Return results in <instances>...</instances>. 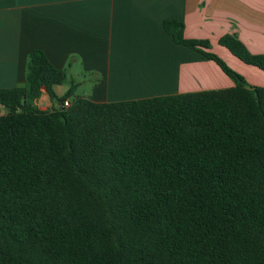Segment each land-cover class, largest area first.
Instances as JSON below:
<instances>
[{"label": "trees", "instance_id": "1", "mask_svg": "<svg viewBox=\"0 0 264 264\" xmlns=\"http://www.w3.org/2000/svg\"><path fill=\"white\" fill-rule=\"evenodd\" d=\"M163 27L234 86L98 103L34 50L0 89V264H264V87ZM218 44L264 72L235 35Z\"/></svg>", "mask_w": 264, "mask_h": 264}, {"label": "crops", "instance_id": "2", "mask_svg": "<svg viewBox=\"0 0 264 264\" xmlns=\"http://www.w3.org/2000/svg\"><path fill=\"white\" fill-rule=\"evenodd\" d=\"M166 20L181 22L185 39L208 41L209 52L264 87L263 71L218 44L235 35L249 53L264 55V0H0V89L25 84L34 50L80 81L77 96L98 103L232 88L213 61L173 41ZM36 105L53 106L44 90Z\"/></svg>", "mask_w": 264, "mask_h": 264}, {"label": "rangeland", "instance_id": "3", "mask_svg": "<svg viewBox=\"0 0 264 264\" xmlns=\"http://www.w3.org/2000/svg\"><path fill=\"white\" fill-rule=\"evenodd\" d=\"M71 77H70V75L68 74V79H70ZM73 80V79H72ZM76 84H78V88H77V90H76V93H75V95H80L81 94V92H82V90L81 89H79V84H80V81L79 80H77V79H74L73 80ZM67 87V84H65V88ZM62 89V88H61ZM61 92V90H57V93H60Z\"/></svg>", "mask_w": 264, "mask_h": 264}, {"label": "water", "instance_id": "4", "mask_svg": "<svg viewBox=\"0 0 264 264\" xmlns=\"http://www.w3.org/2000/svg\"><path fill=\"white\" fill-rule=\"evenodd\" d=\"M57 104L59 105V110H62L63 109L62 102L61 101H58Z\"/></svg>", "mask_w": 264, "mask_h": 264}, {"label": "built area", "instance_id": "5", "mask_svg": "<svg viewBox=\"0 0 264 264\" xmlns=\"http://www.w3.org/2000/svg\"><path fill=\"white\" fill-rule=\"evenodd\" d=\"M64 106H68V102H65V103H64Z\"/></svg>", "mask_w": 264, "mask_h": 264}]
</instances>
